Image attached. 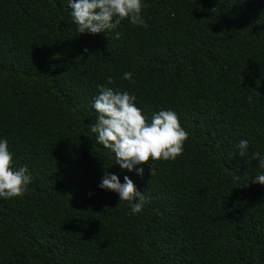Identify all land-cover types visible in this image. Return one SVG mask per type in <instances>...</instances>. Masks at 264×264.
Returning <instances> with one entry per match:
<instances>
[{
	"label": "trees",
	"instance_id": "obj_1",
	"mask_svg": "<svg viewBox=\"0 0 264 264\" xmlns=\"http://www.w3.org/2000/svg\"><path fill=\"white\" fill-rule=\"evenodd\" d=\"M143 2V26L90 34L67 0H0V137L32 176L0 198V264H264V0ZM101 84L175 111L183 152L122 170L90 131ZM105 171L145 194L139 213Z\"/></svg>",
	"mask_w": 264,
	"mask_h": 264
},
{
	"label": "clouds",
	"instance_id": "obj_2",
	"mask_svg": "<svg viewBox=\"0 0 264 264\" xmlns=\"http://www.w3.org/2000/svg\"><path fill=\"white\" fill-rule=\"evenodd\" d=\"M70 18L78 33H105L115 29L122 20L131 25L143 26L141 15L143 0H67ZM122 78L132 80V73L125 71ZM112 83L111 78L107 80ZM98 92L90 106L96 113L95 123L89 125L95 134L96 143L114 154V163L128 171L143 175L144 169L137 167L147 163L151 176L155 174L150 161L175 160L183 152V143L188 133L181 127L178 116L171 109H160L151 118L143 114L136 105V97L129 91L114 90L106 85H97ZM251 102L252 96L247 97ZM249 142L240 139L237 154L246 156ZM258 159V171L252 183L264 185V153L254 151L248 159ZM12 153L8 140L0 137V198L9 199L24 193L32 176L27 166L12 167ZM102 190L115 192L119 201H127L133 214L139 213L145 203V194L138 191L125 175L123 183L117 174L105 171L97 185Z\"/></svg>",
	"mask_w": 264,
	"mask_h": 264
}]
</instances>
